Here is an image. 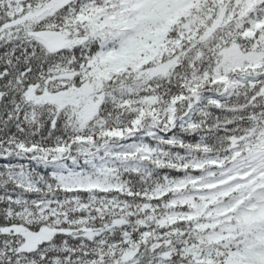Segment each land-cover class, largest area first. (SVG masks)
I'll list each match as a JSON object with an SVG mask.
<instances>
[{
    "label": "snow or ice",
    "instance_id": "6c2138e0",
    "mask_svg": "<svg viewBox=\"0 0 264 264\" xmlns=\"http://www.w3.org/2000/svg\"><path fill=\"white\" fill-rule=\"evenodd\" d=\"M0 264H264V0H0Z\"/></svg>",
    "mask_w": 264,
    "mask_h": 264
},
{
    "label": "trees",
    "instance_id": "16d2710c",
    "mask_svg": "<svg viewBox=\"0 0 264 264\" xmlns=\"http://www.w3.org/2000/svg\"><path fill=\"white\" fill-rule=\"evenodd\" d=\"M172 175H174V176H175V175H179V174H178V173H172Z\"/></svg>",
    "mask_w": 264,
    "mask_h": 264
}]
</instances>
